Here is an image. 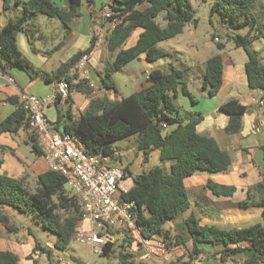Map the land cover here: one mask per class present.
I'll return each instance as SVG.
<instances>
[{
  "label": "trees",
  "instance_id": "trees-1",
  "mask_svg": "<svg viewBox=\"0 0 264 264\" xmlns=\"http://www.w3.org/2000/svg\"><path fill=\"white\" fill-rule=\"evenodd\" d=\"M93 3L95 0H87ZM257 0H215L212 11L218 12L222 18L234 28L250 26L247 34L228 35L237 47L245 49L248 58L245 63L248 86L253 90L264 91V63L258 53L251 50V44L264 38V30L254 13L253 7ZM22 6V15L9 20L0 30V69L8 72L9 68H33L29 59L23 55L17 43V35L39 15L59 19L66 28L81 16L82 0H64L65 5L55 0H15ZM11 0H3L5 10L10 8ZM112 14L104 18L117 23L107 35V47L112 55V61L106 63L102 85L115 88L113 75L119 72L129 62L145 55L149 61H156L166 52L159 48V42L173 38L184 31L186 23L198 24L195 10L190 0H113L108 3ZM159 20H164L162 26ZM140 33L137 41L125 47L135 30ZM96 36L93 35L86 49L77 51L60 68L52 73H43L45 81L54 83L65 78L70 84L71 93L90 94L94 87L89 82L80 79L76 65L80 58L89 54L95 46ZM220 49L224 48L219 44ZM192 67H175L168 70L152 69L149 72L148 84L139 91L111 100L108 97L93 98L88 108L76 115L72 110L63 113L60 104L63 98L57 95V120L53 125L61 133L78 137L91 154L114 156L117 149L115 142L136 138L137 155L144 154L146 159L153 150L159 151V159L171 162L170 170L156 166L143 171L134 177L135 184L125 193L123 198L134 203L133 212L140 233L145 239H158L167 248L171 246H186L192 241L193 247L188 259L179 258L166 264H188L199 258L204 249L201 243L223 245L222 259L233 256L241 250L239 242L248 240L258 255L250 260L255 263L264 260V224H255L240 229H223L216 225L202 224L194 211L184 218L183 214L191 209L192 203L185 179L199 169L213 172L227 170L231 165V156L222 150L217 141L210 136L197 132L196 126L200 116L183 122L179 119V107L175 97L179 87L183 85L184 92L192 102H197L194 95L184 87L185 80L192 74ZM224 62L217 53L204 62L202 87L209 96L216 95L223 83ZM74 70L73 74L70 72ZM69 102L71 94L64 99ZM15 110L0 122V134L18 133L28 128V113L22 100H12ZM221 110L229 114L226 126L228 133H236L242 127L243 115L248 107L238 99H231L221 105ZM167 124V129L163 127ZM171 126V128H170ZM32 151L37 157H43L36 135L29 132ZM128 172L127 168H124ZM214 193L230 195L234 186L210 184ZM254 189L261 195L258 204L263 208L264 216V179L258 182ZM247 206L248 201L241 203ZM5 206H12L22 213L32 214L36 222L56 234L55 246L66 250L76 231L84 226L83 207L80 198L67 187L63 174L45 170L37 174V185L31 187L28 176L16 177L0 172V225L14 231L17 227L10 216L4 212ZM180 218L179 221H176ZM171 223L169 227L166 225ZM127 230L120 243V248L131 241L133 229L126 226L110 228L115 241L105 247L103 254H109L116 244V230ZM47 251V250H46ZM47 253L50 255V251ZM120 264H139L133 255L120 250ZM0 264H19L16 253L0 250Z\"/></svg>",
  "mask_w": 264,
  "mask_h": 264
},
{
  "label": "crops",
  "instance_id": "crops-1",
  "mask_svg": "<svg viewBox=\"0 0 264 264\" xmlns=\"http://www.w3.org/2000/svg\"><path fill=\"white\" fill-rule=\"evenodd\" d=\"M55 1L60 5H65L64 0ZM11 2L16 5L17 13L14 16L8 15V21L17 19L22 15L23 11L22 6L16 4L15 0H11ZM108 3L106 0H95L91 4L87 0H82L80 7L81 16L72 23L70 28H66L58 19L60 21L58 25L55 23L52 32L49 30L47 33L38 23L40 20H45V17L39 15L26 28L19 31L17 35L19 49L29 59L33 68L31 70L21 67L9 68L7 73L14 77L16 80L15 84L10 83L6 77L0 75V122L15 110L16 105L12 100L18 98L20 101L21 92L39 97L52 95L54 91L53 83L45 81L43 73L52 74L56 72L73 54L79 50L86 49L90 45L93 35L96 36L95 46L89 53L88 69L95 87L90 94L72 92L69 102L63 99L60 104V109L63 113L72 110L76 115H79L88 108L93 98L121 99L139 91L144 85L148 84L149 72L152 69L159 68L156 65L159 60L149 61L147 59L146 66L142 62L144 60L142 57H146L142 55L138 58L141 60L142 66L136 65L135 61L138 59H135L113 75L115 88H106L102 85L106 63L112 61V55L107 47V35L113 25L111 23L103 25L101 22L104 17V9L109 6L107 5ZM46 17L49 18V21L56 22L52 20V17ZM161 25H166L164 20H162ZM139 33L140 29L135 30L125 47L132 46L137 41L135 36L138 38ZM38 38L43 41V46H47V51L37 47ZM132 38H134V43L130 44L129 42ZM218 53L222 55L224 62L223 83L219 92L214 96H209L207 91L203 89V67L196 77H193V75L188 76L184 84V87L194 95L197 102H192L190 96L184 92L183 85H181L175 97V104L179 107L178 116L183 122L200 116V121L196 126L197 132L213 137L219 147L229 153L232 160L230 167L225 171L213 172L199 169L185 179L192 207L184 212L183 216L186 218L194 211L202 224L216 225L230 230L246 228L255 224H264L263 208L258 204L261 195L254 189L255 185L264 179V105L261 106L259 104L261 100L264 101V91L249 88L245 64L244 67H235L231 57L223 52ZM215 54L217 52L211 56ZM208 58L203 60V62ZM259 58L264 63V58L260 57V55ZM172 65L175 67L184 66L183 63ZM168 68L164 70H168ZM73 73L74 70L70 72V74ZM79 77L81 79V75ZM36 78H40L47 86L42 93L36 92L34 94L31 92L34 89V85L38 84ZM231 99H238L248 107L247 112L243 115L241 129L232 134L226 130L229 114L221 110V105ZM48 111L52 115L55 114V117H49ZM260 112H262V115H260ZM46 114L52 123L57 120L58 109L55 102L47 106ZM54 127L55 130L59 131L55 125ZM29 132V129H22L18 133L0 134V172L4 171L3 173L9 175L17 172L23 175L26 168L33 165L29 164L26 156H20V149L23 148L24 144L27 147L31 146ZM124 140L126 141L127 139ZM124 146L127 147V144ZM136 153L125 161V168L133 177L141 173L143 160L149 162L152 156L155 159H159L158 150H153L149 155V159H146L144 154L137 155ZM39 158L43 157L36 156V161ZM161 165L169 171L171 162L170 165L158 164V166ZM5 167H7L8 171L4 169ZM45 170L47 168H44L42 172ZM214 183L234 186L235 191L230 195L216 194L210 188V184ZM134 184L135 182L132 181L128 188L130 189ZM244 201H248L247 206L241 205ZM4 212L8 215L5 207ZM12 223L17 227L14 231L0 225V250L16 253L19 258V264H38L41 253L46 250L50 251V255L48 254L50 264H95L92 262L81 263L79 258L76 255H72L67 249H58L55 246L56 238L54 241L47 239L44 244L40 243L32 234L34 233L32 228L29 229L28 238L19 240L16 233L19 231V226L23 224H17L14 220H12ZM84 225L88 226L89 224L85 221ZM119 234H123V232ZM50 236L52 237V235ZM130 242L132 241L127 242L126 246ZM189 243L191 250L193 243L189 241L186 245L187 247L176 246L171 252H166L164 249L163 257L157 260L162 264H166L183 257L186 254L185 251H188ZM137 245L140 248H144L148 253V248L142 241L138 242ZM237 245L241 248L239 252L222 259L223 245L214 246L209 243H201L200 247L204 249L203 254L188 264H247L250 263L253 257L258 255V252L252 248V243L248 240L241 241ZM213 253L217 258L212 256ZM133 258L138 262L137 256L133 255Z\"/></svg>",
  "mask_w": 264,
  "mask_h": 264
},
{
  "label": "rangeland",
  "instance_id": "rangeland-1",
  "mask_svg": "<svg viewBox=\"0 0 264 264\" xmlns=\"http://www.w3.org/2000/svg\"><path fill=\"white\" fill-rule=\"evenodd\" d=\"M109 3H112L113 0H106ZM193 8L195 10V18L198 20V24L194 25L193 23L189 22L186 23L184 27V31L168 40H164L158 43V47L163 49L166 54L159 59L157 62V67L164 70L167 67H170V65H180L184 64L186 66L192 67V74L193 77H196L200 73V69L204 67V62L206 58L211 56L215 52H223L226 53L233 62L235 63V67H244L245 61H247L248 55L244 48L237 47L234 43V41L229 38L228 35L233 34H247L251 28L250 26L241 27V28H234L231 27L218 12H213L212 7L215 2V0H190ZM10 3V8L8 10L4 9L3 6V0H0V30L8 22V15H15L17 13L16 5ZM254 13L259 21V24L261 28L264 30V0H257L253 7ZM41 17H45V20H40L38 23H40V26L47 31L53 30L56 25L60 22L57 18H53L52 20L56 22L49 21L45 15H40ZM102 24H107L110 22L107 21L104 17L101 21ZM162 22V20H160ZM48 35V34H47ZM215 37L219 38V41L215 40ZM135 39H137V36H135ZM38 44L36 43L38 48H42L44 51H47V46H43V41L38 38ZM134 38L130 40V44L134 43ZM42 44V47H41ZM128 44V45H130ZM219 44H223L224 48L220 49ZM49 48V47H48ZM251 50L256 51L259 53L260 57L264 58V38H260L255 40L251 44ZM142 62L147 66V59L142 57ZM141 60H136V65L142 66ZM38 81V84L34 85V89L31 91L32 93H42L44 92V89L46 86L45 82L42 81L40 78H36ZM93 90V89H92ZM49 117L52 116V118L55 117V114H51V112H47ZM260 115H262V112H260ZM116 146V153L114 156H109L108 159L111 163L120 166L122 168H125V161L130 157H133L135 153L137 152V148L135 145L134 138H130L125 140H119L115 143ZM127 144V147L124 145ZM20 156H26L27 160L29 161V164H35V166H28L24 172L23 175L28 176L29 183L31 187H36L37 185V172H42L44 168H47L44 158H39L36 161V156L31 150V146L27 147L25 144L23 148L20 149ZM142 157V156H141ZM158 164H166L170 165V162L168 161H161L160 159H155L153 156L151 157L150 161H144L142 162L141 172L148 171L156 166ZM38 165V166H37ZM162 166V165H161ZM8 171L7 167L4 168ZM48 169V168H47ZM4 171H2L3 173ZM10 172V171H9ZM22 173L13 172L12 175L19 177L23 176ZM132 184V180L126 181L125 187H130ZM6 212H8V215L14 222L17 224H23L19 226V231L16 233L17 238L19 240H24L29 237V229L32 228L34 233H32L39 241L40 243L44 244L47 239H51L52 241L55 240L56 234L51 232L50 230L44 228L43 226L39 225L36 222V219L33 217L32 214L22 213L18 209L12 207V206H5ZM180 218H178L176 221H179ZM21 222V223H20ZM171 224H167L166 226L169 227ZM86 226V225H84ZM121 229L120 231L123 232V234H119L120 232H116V244L113 246L114 250L110 252L109 254H93L90 246L86 243H81L80 241L76 240L75 238L72 239L68 245L67 250L72 254L76 255L79 258V261L81 263L84 262H92L95 264H120L119 260V253L120 250H125L126 252L131 253L132 255H135L138 257V263H146V264H162L157 259L162 258L157 257L154 255H151L150 253H147L144 248H140L137 243L141 242L143 237L139 231L136 230V232H131L130 235L133 236L131 239L132 242L128 243V245L123 249L120 248V243L122 242V239L125 237L127 230ZM52 235V237L50 236ZM50 236V237H48ZM155 241H161L158 239H153ZM162 242V241H161ZM190 243L188 251H185V255L181 257L184 260H187L188 254L190 253ZM176 246H171V248H167L165 246L166 252H171L172 249H174ZM187 247V246H186ZM184 249V248H183ZM192 249V248H191ZM185 250V249H184ZM165 252V253H166ZM163 255V254H162ZM213 257L217 258L216 255H212ZM38 264H50L48 253L47 251H43L41 253V258L39 259Z\"/></svg>",
  "mask_w": 264,
  "mask_h": 264
},
{
  "label": "built area",
  "instance_id": "built-area-1",
  "mask_svg": "<svg viewBox=\"0 0 264 264\" xmlns=\"http://www.w3.org/2000/svg\"><path fill=\"white\" fill-rule=\"evenodd\" d=\"M111 14L110 7H106L104 16L109 17ZM110 23L114 26L117 19ZM215 40L219 41V38L215 37ZM88 67L89 54H86L80 58L76 68L81 79L95 87ZM0 75L10 83H16L14 77L2 69ZM53 87L52 95L46 97L21 92L22 104L28 113V128L36 135L47 168L63 174L67 187L82 202L83 219L89 225L79 228L74 238L88 244L93 254L102 255L105 247L115 241L110 228L126 226L140 233L133 212L134 203L123 198V193L129 190L125 187L126 181H134V177L124 168L111 163L108 156L89 153L78 137L55 130L46 114V108L56 101L57 95L66 99L71 91L65 78L55 81ZM259 104L263 106L264 101L261 100ZM162 125L167 129L166 123ZM142 243L147 246L151 255L162 256L164 242L143 238ZM247 264H264V260Z\"/></svg>",
  "mask_w": 264,
  "mask_h": 264
},
{
  "label": "water",
  "instance_id": "water-1",
  "mask_svg": "<svg viewBox=\"0 0 264 264\" xmlns=\"http://www.w3.org/2000/svg\"><path fill=\"white\" fill-rule=\"evenodd\" d=\"M259 91H261V89H259Z\"/></svg>",
  "mask_w": 264,
  "mask_h": 264
}]
</instances>
